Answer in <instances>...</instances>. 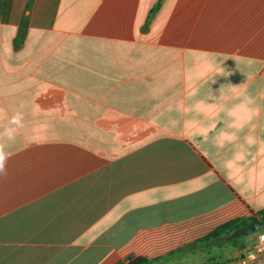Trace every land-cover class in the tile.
Masks as SVG:
<instances>
[{
    "label": "crops",
    "instance_id": "0c3cea01",
    "mask_svg": "<svg viewBox=\"0 0 264 264\" xmlns=\"http://www.w3.org/2000/svg\"><path fill=\"white\" fill-rule=\"evenodd\" d=\"M0 143V264L160 258L258 213L264 0H0Z\"/></svg>",
    "mask_w": 264,
    "mask_h": 264
},
{
    "label": "trees",
    "instance_id": "16d2710c",
    "mask_svg": "<svg viewBox=\"0 0 264 264\" xmlns=\"http://www.w3.org/2000/svg\"><path fill=\"white\" fill-rule=\"evenodd\" d=\"M160 4H158L151 13L152 16L159 9ZM26 24L27 18L24 19L21 29L18 34V38L15 41V48H20L23 45L26 36ZM261 220L264 222V209L258 213H253L252 216L248 218H241L230 221L216 230H214L209 235L197 240L196 242L189 244L177 251L170 253L167 256L160 258H146V257H133L130 258L127 263L120 262L118 264H162L166 263L172 259H181L188 257L190 255L198 254L203 252L211 254L215 249H228V248H238L241 252L245 251L248 245L247 239L249 237H241L232 241H226V237L235 232L237 229L249 224L252 221ZM264 232V230H263ZM237 259V258H236ZM233 258H223L212 255L204 264H228L232 262Z\"/></svg>",
    "mask_w": 264,
    "mask_h": 264
},
{
    "label": "built area",
    "instance_id": "2783aa9c",
    "mask_svg": "<svg viewBox=\"0 0 264 264\" xmlns=\"http://www.w3.org/2000/svg\"><path fill=\"white\" fill-rule=\"evenodd\" d=\"M230 264H264V232L253 235L243 256Z\"/></svg>",
    "mask_w": 264,
    "mask_h": 264
},
{
    "label": "water",
    "instance_id": "95a60500",
    "mask_svg": "<svg viewBox=\"0 0 264 264\" xmlns=\"http://www.w3.org/2000/svg\"><path fill=\"white\" fill-rule=\"evenodd\" d=\"M264 230V222L261 220L252 221L249 224L237 229L226 237V241H232L241 237H251Z\"/></svg>",
    "mask_w": 264,
    "mask_h": 264
},
{
    "label": "clouds",
    "instance_id": "9594fccd",
    "mask_svg": "<svg viewBox=\"0 0 264 264\" xmlns=\"http://www.w3.org/2000/svg\"><path fill=\"white\" fill-rule=\"evenodd\" d=\"M22 114L17 113L15 114L10 121V124L13 126H19L22 122ZM10 132L9 134V139H14V132L12 130H8ZM8 157L7 154L4 150V145L3 143H0V179L6 178L8 175V170H7V161Z\"/></svg>",
    "mask_w": 264,
    "mask_h": 264
},
{
    "label": "rangeland",
    "instance_id": "374dc122",
    "mask_svg": "<svg viewBox=\"0 0 264 264\" xmlns=\"http://www.w3.org/2000/svg\"><path fill=\"white\" fill-rule=\"evenodd\" d=\"M256 235V234H255ZM232 248H228L226 250H229ZM224 249H215L213 252H211V254L209 255V253L207 252H203V254L199 253L196 256H188L185 259H176L174 260V263L172 261V264H203L205 263L212 255H215L217 257H223L226 258L227 257V251Z\"/></svg>",
    "mask_w": 264,
    "mask_h": 264
}]
</instances>
